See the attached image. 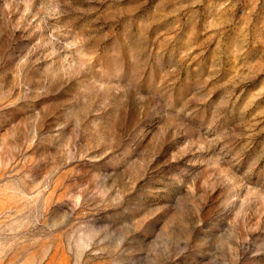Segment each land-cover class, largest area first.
Masks as SVG:
<instances>
[{
    "label": "rangeland",
    "instance_id": "obj_1",
    "mask_svg": "<svg viewBox=\"0 0 264 264\" xmlns=\"http://www.w3.org/2000/svg\"><path fill=\"white\" fill-rule=\"evenodd\" d=\"M0 264H264V0H0Z\"/></svg>",
    "mask_w": 264,
    "mask_h": 264
}]
</instances>
